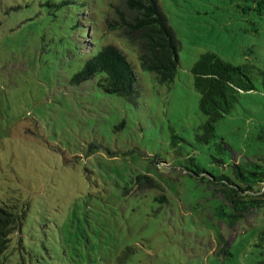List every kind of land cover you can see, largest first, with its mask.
Listing matches in <instances>:
<instances>
[{"label":"rangeland","instance_id":"obj_1","mask_svg":"<svg viewBox=\"0 0 264 264\" xmlns=\"http://www.w3.org/2000/svg\"><path fill=\"white\" fill-rule=\"evenodd\" d=\"M158 3L179 41L169 85L104 34L121 0H0V207L24 215L0 264H264V209L230 226L211 181L264 160V6ZM107 44L133 68L132 102L100 76L71 83ZM205 53L252 87L208 144L191 74Z\"/></svg>","mask_w":264,"mask_h":264},{"label":"trees","instance_id":"obj_2","mask_svg":"<svg viewBox=\"0 0 264 264\" xmlns=\"http://www.w3.org/2000/svg\"><path fill=\"white\" fill-rule=\"evenodd\" d=\"M261 8L264 0H252ZM114 18L103 21L104 34H114L134 52L141 71L150 73L160 85L174 81L179 61V41L168 24L158 0H121L112 5ZM86 47H92L89 40ZM193 88L199 95L198 109L205 117L196 140L208 144L216 124L234 107L242 92L252 87L244 81L241 67L222 61L216 55H200L191 69ZM100 76V87L110 95L132 102L137 96L136 78L131 64L112 44L98 50L82 69L73 75L75 86ZM215 193L227 204L232 214L230 226L251 212L264 209V160H243L231 166V177L212 178ZM224 215V213H222ZM24 215L14 207H0V256L8 248L12 235L22 224Z\"/></svg>","mask_w":264,"mask_h":264}]
</instances>
